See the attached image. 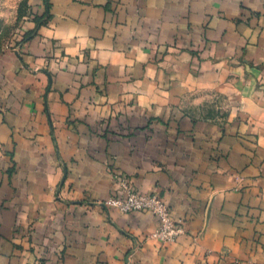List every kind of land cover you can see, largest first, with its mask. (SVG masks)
<instances>
[{
  "label": "crops",
  "instance_id": "crops-1",
  "mask_svg": "<svg viewBox=\"0 0 264 264\" xmlns=\"http://www.w3.org/2000/svg\"><path fill=\"white\" fill-rule=\"evenodd\" d=\"M0 264H264V0H1ZM184 228L152 237L116 175Z\"/></svg>",
  "mask_w": 264,
  "mask_h": 264
},
{
  "label": "built area",
  "instance_id": "built-area-1",
  "mask_svg": "<svg viewBox=\"0 0 264 264\" xmlns=\"http://www.w3.org/2000/svg\"><path fill=\"white\" fill-rule=\"evenodd\" d=\"M1 6V0H0ZM121 194L110 195L103 204L122 213L149 211L159 220L152 237L162 243L174 242L184 233V228L172 218L169 205L157 193H143L134 188L126 175H116Z\"/></svg>",
  "mask_w": 264,
  "mask_h": 264
},
{
  "label": "rangeland",
  "instance_id": "rangeland-1",
  "mask_svg": "<svg viewBox=\"0 0 264 264\" xmlns=\"http://www.w3.org/2000/svg\"><path fill=\"white\" fill-rule=\"evenodd\" d=\"M12 31L0 29V43L11 41Z\"/></svg>",
  "mask_w": 264,
  "mask_h": 264
}]
</instances>
